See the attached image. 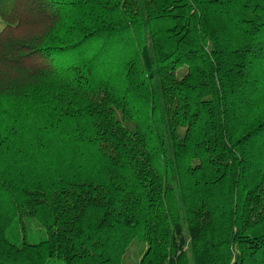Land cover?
Listing matches in <instances>:
<instances>
[{"label": "trees", "instance_id": "16d2710c", "mask_svg": "<svg viewBox=\"0 0 264 264\" xmlns=\"http://www.w3.org/2000/svg\"><path fill=\"white\" fill-rule=\"evenodd\" d=\"M0 21V264H264V0Z\"/></svg>", "mask_w": 264, "mask_h": 264}, {"label": "rangeland", "instance_id": "374dc122", "mask_svg": "<svg viewBox=\"0 0 264 264\" xmlns=\"http://www.w3.org/2000/svg\"><path fill=\"white\" fill-rule=\"evenodd\" d=\"M2 27H3V23L0 21V30L2 29ZM133 254V253H132ZM132 258V257H131ZM130 259V258H129ZM133 259V258H132ZM126 264H131V262L130 261H127L126 262Z\"/></svg>", "mask_w": 264, "mask_h": 264}]
</instances>
